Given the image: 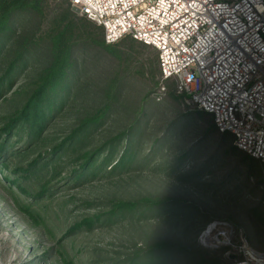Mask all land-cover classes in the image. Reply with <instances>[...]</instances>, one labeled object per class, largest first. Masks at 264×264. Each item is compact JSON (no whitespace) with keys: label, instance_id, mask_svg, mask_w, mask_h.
I'll use <instances>...</instances> for the list:
<instances>
[{"label":"trees","instance_id":"trees-1","mask_svg":"<svg viewBox=\"0 0 264 264\" xmlns=\"http://www.w3.org/2000/svg\"><path fill=\"white\" fill-rule=\"evenodd\" d=\"M49 9L56 13L51 24L43 27V17ZM89 49L117 60L116 71L102 80L103 85L93 79L96 69L85 67ZM147 52L151 55H146ZM140 56L142 63L138 61ZM139 63L151 73L155 89L172 81L162 78L159 51L154 46L129 34L114 43H106L104 27L84 15H76L70 0H0V74L6 71L0 78V89L19 76L24 78L14 91L16 110L7 117L5 132L0 134L1 167L10 168L11 157L19 154L26 144L37 149L53 144L52 127H63V138H56L60 142L50 151L38 153L30 163L19 166L15 171L18 176L6 175L3 179L30 193L24 181L41 172L58 177L70 162L76 164L64 180L80 184L134 173L159 160L163 163V174L175 185H181L180 190L175 187L167 193L152 192L133 199L110 198L105 209L94 216L81 217L70 232L118 225L127 237L134 238L131 244L128 239L127 251L114 261L99 264H222V253H210L197 241L199 232L214 218L208 215L206 207L215 204L219 189V181L203 178L204 170L211 164L216 165L218 160L225 162L224 156L238 155L240 162L247 166V180L255 170L260 177L264 164L238 149L233 135L220 132L213 115L199 107L198 114L208 118L206 137L217 140L221 149L224 142L228 143L223 153L218 146L212 153V161L202 163L198 169L195 166L185 169L186 163L205 148L198 144L176 151L182 133L171 132L172 128L165 135L147 140L146 134L156 127L158 115L148 108L146 99H132L128 106L121 104L127 89L134 90L127 75ZM170 88L169 85L164 94ZM182 97L178 96V100ZM186 122L190 124V119ZM21 141L25 143L16 148ZM149 143L152 146L148 155L139 156ZM164 151L172 154L159 159ZM263 182L264 177L259 184ZM209 185L210 190L206 189ZM49 191L43 188L35 194ZM232 193L228 191L218 199L222 202ZM260 199H264V191ZM253 214L259 221L263 213L256 207ZM142 223L148 224L152 232H160V238L141 234L137 227ZM68 264L76 262L70 260Z\"/></svg>","mask_w":264,"mask_h":264},{"label":"rangeland","instance_id":"rangeland-1","mask_svg":"<svg viewBox=\"0 0 264 264\" xmlns=\"http://www.w3.org/2000/svg\"><path fill=\"white\" fill-rule=\"evenodd\" d=\"M56 3L63 5L62 1ZM51 6L53 7V4ZM72 9L76 15L82 16L75 8L72 7ZM54 13L56 12L50 9L45 13L43 27L51 24ZM89 53L88 64L85 67L96 69L92 74L93 79L103 85L105 83L102 80L116 71L117 60L94 49H89ZM146 55H151V52H147ZM142 59L143 57L140 56L138 61L142 63ZM140 63L133 68L131 74L127 75L128 83L134 90L127 89L121 104L128 106L133 102L132 99L135 101L146 99L148 108H152L154 114L158 115L156 127L146 134L147 140L152 141L156 136L165 135L172 128L171 132L182 133L176 144V151L189 146L193 148L198 144L205 148L186 163L185 169L192 166L198 169L197 167L202 163L212 161V153L217 151L218 146L221 149V146L217 140L205 135L208 128L207 116L202 117L198 114L201 110L185 93L178 91L177 83L173 80L165 84L166 88L171 86L170 91L160 95V89L154 87L151 73L142 69ZM5 72L0 74V78ZM21 78L23 77L19 76L13 82L3 84L0 89V134L5 132L7 117L16 110L17 99L14 91L21 86L23 81ZM178 96L183 97L178 100ZM187 119H190V124H186ZM61 129H63L61 125L52 127L53 144L47 143L48 146L41 149L27 146V144L22 146L24 141L16 146L13 144L16 148L22 146L23 150L11 157L10 168L3 169L0 165V264H68L70 260L75 261L76 264H87L89 261L92 264H99L114 261L127 251L128 239L130 244L134 240L127 237L118 225L96 227L92 231L77 229L70 232V228L79 222L81 217L94 216L105 209L110 198L133 199L152 192L167 193L175 187L180 190L178 187L181 185H175L167 174H163V163L159 160L144 166L140 171L135 170L134 173L115 174L107 181H88V183L80 182V184L64 180L76 164V162L72 164L70 162L58 177L41 172L38 176L24 181V186L30 193L20 191L17 186L3 179L6 175L18 176L19 174L15 171L19 166L30 163L38 153L50 151L56 143L60 142L56 138H63ZM9 143L11 141L8 145ZM227 144L224 142L220 152L223 153ZM151 146L150 143L144 146V152H141L139 156L148 155ZM170 154H172L170 151H164L158 158H168ZM240 157L238 155L224 156L225 162L218 160L216 165L211 164L210 168L204 170L205 180L219 181L217 201L206 207L208 215L214 218L206 226L214 220L226 221L237 231V237H243L249 245L264 252V199H260V194L264 191V182L259 184V180L264 177V170L260 175L261 178L255 170L256 173L249 174L246 180L247 166L240 162ZM134 176L136 177L132 179L131 177ZM177 180L179 181L178 178ZM183 181L186 182V180ZM210 187L211 185L206 186V189L210 190ZM43 188L50 191L43 195L35 194ZM228 191L234 193L220 202L218 197H225ZM88 200L92 203L87 204ZM256 207H259L263 213L259 221L253 216ZM205 227L197 236L198 243L199 236ZM137 228L143 235H150L156 239L161 236L160 232H152V228L146 223H142ZM199 245L210 253H222V264L230 262L231 258L226 255L225 246L206 247L200 243Z\"/></svg>","mask_w":264,"mask_h":264},{"label":"built area","instance_id":"built-area-1","mask_svg":"<svg viewBox=\"0 0 264 264\" xmlns=\"http://www.w3.org/2000/svg\"><path fill=\"white\" fill-rule=\"evenodd\" d=\"M70 1L104 27L106 43L129 34L154 46L162 78L174 80L238 149L264 164V0ZM199 243L225 246L226 264H264V252L226 221L210 222Z\"/></svg>","mask_w":264,"mask_h":264}]
</instances>
